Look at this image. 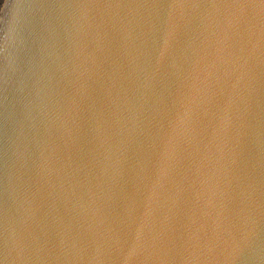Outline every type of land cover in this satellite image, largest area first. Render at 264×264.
<instances>
[{
    "label": "water",
    "instance_id": "obj_1",
    "mask_svg": "<svg viewBox=\"0 0 264 264\" xmlns=\"http://www.w3.org/2000/svg\"><path fill=\"white\" fill-rule=\"evenodd\" d=\"M0 264H264L259 0H0Z\"/></svg>",
    "mask_w": 264,
    "mask_h": 264
},
{
    "label": "snow or ice",
    "instance_id": "obj_2",
    "mask_svg": "<svg viewBox=\"0 0 264 264\" xmlns=\"http://www.w3.org/2000/svg\"><path fill=\"white\" fill-rule=\"evenodd\" d=\"M260 6L264 8V0H259Z\"/></svg>",
    "mask_w": 264,
    "mask_h": 264
}]
</instances>
